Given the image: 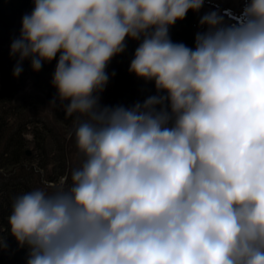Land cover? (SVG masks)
<instances>
[{
  "label": "clouds",
  "instance_id": "1",
  "mask_svg": "<svg viewBox=\"0 0 264 264\" xmlns=\"http://www.w3.org/2000/svg\"><path fill=\"white\" fill-rule=\"evenodd\" d=\"M32 2L14 76L59 56L52 84L84 159L70 185L13 200L26 264H264V0L234 24L203 15L194 48L169 29L205 0ZM126 39L140 41L129 72L157 94L101 106Z\"/></svg>",
  "mask_w": 264,
  "mask_h": 264
},
{
  "label": "trees",
  "instance_id": "2",
  "mask_svg": "<svg viewBox=\"0 0 264 264\" xmlns=\"http://www.w3.org/2000/svg\"><path fill=\"white\" fill-rule=\"evenodd\" d=\"M33 8L32 0H0V235L6 243L0 250V264H26L28 258L27 247L19 246L9 234L8 217L13 200L25 192L44 188L45 180L49 185L58 184L65 175L71 180L65 135L59 132L56 122L53 126L44 113H36L50 103L54 118L75 126L76 115L65 116L52 84L59 56L51 63L45 62L39 72L32 70L30 59L25 60L20 75L14 76L19 57L10 54L11 44L20 37L22 18L31 14ZM199 22L189 11L183 20L170 27L171 41L194 48ZM139 43L126 39L125 51L111 61L105 106L130 108L157 94L154 82L138 79L129 72ZM30 83L37 95L25 93ZM28 133L32 134V140ZM30 146L33 152L28 156Z\"/></svg>",
  "mask_w": 264,
  "mask_h": 264
},
{
  "label": "rangeland",
  "instance_id": "3",
  "mask_svg": "<svg viewBox=\"0 0 264 264\" xmlns=\"http://www.w3.org/2000/svg\"><path fill=\"white\" fill-rule=\"evenodd\" d=\"M244 7L245 5L241 4L240 0L238 1L236 0H205V3L203 7L200 9V11L193 12V15L196 16L197 19H201V17L205 15L206 13L217 12L223 17L225 24H234V23L239 22ZM203 31H206V28L201 27L200 22H199V24L196 26L195 37L198 32H203ZM107 70L109 71V67L106 68V71ZM25 93L26 94L35 93L36 95L38 94V92L34 91V87L32 83L28 85L27 89L25 90ZM104 93L105 91H103L100 94L101 106H104V103H103ZM30 113H32V110ZM36 113L37 114L44 113V117L48 118L49 122L52 125L53 124L55 125V122H56V124L59 127V132L61 131L65 135L67 159H68L70 175H71L74 169L81 166L82 161L84 159L82 154L78 152L77 145H76V140H75V126L76 125L72 126V124L67 123V120H63L61 118H58L57 120V118H54L53 110L50 107V103L44 104V106L40 108ZM29 129L30 130L33 129V126H30ZM27 137H29L30 140L33 139V136L31 133H28ZM32 149H33V146H30L29 150L31 151V153L33 152ZM70 184H71V180H68V185Z\"/></svg>",
  "mask_w": 264,
  "mask_h": 264
},
{
  "label": "water",
  "instance_id": "4",
  "mask_svg": "<svg viewBox=\"0 0 264 264\" xmlns=\"http://www.w3.org/2000/svg\"><path fill=\"white\" fill-rule=\"evenodd\" d=\"M103 100H105V97H104V99ZM104 103V102H103ZM28 154H29V152H28Z\"/></svg>",
  "mask_w": 264,
  "mask_h": 264
}]
</instances>
